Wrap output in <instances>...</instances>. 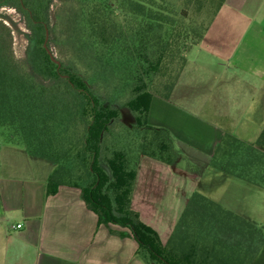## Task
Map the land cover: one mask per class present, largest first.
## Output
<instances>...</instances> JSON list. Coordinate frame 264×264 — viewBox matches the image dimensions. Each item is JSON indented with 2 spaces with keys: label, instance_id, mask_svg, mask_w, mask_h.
Returning <instances> with one entry per match:
<instances>
[{
  "label": "trees",
  "instance_id": "1",
  "mask_svg": "<svg viewBox=\"0 0 264 264\" xmlns=\"http://www.w3.org/2000/svg\"><path fill=\"white\" fill-rule=\"evenodd\" d=\"M53 1L0 0L30 31L17 58L12 29L0 19L3 143L51 162L46 195L79 188L98 224L126 228L150 264H251L263 228L197 190L180 214L181 231L165 243L131 205L140 157L178 158L169 130L147 122L151 98H169L186 52L225 0H58L55 10ZM209 5L207 22H195ZM61 13L65 33L57 30ZM209 164L264 187V128L253 142L225 131Z\"/></svg>",
  "mask_w": 264,
  "mask_h": 264
},
{
  "label": "crops",
  "instance_id": "2",
  "mask_svg": "<svg viewBox=\"0 0 264 264\" xmlns=\"http://www.w3.org/2000/svg\"><path fill=\"white\" fill-rule=\"evenodd\" d=\"M221 104L246 106L237 113ZM147 122L167 128L178 151L174 164L142 155L132 193V208L163 243L181 231L180 214L196 190L264 230L262 187L208 172L225 131L246 141L264 128V0H225L186 53L169 98L152 96ZM0 160L7 162L0 164V264H150L126 228L98 224L79 188L60 185L46 195L51 162L1 140ZM220 179L246 190L243 207L231 193L210 195ZM251 264H264V242Z\"/></svg>",
  "mask_w": 264,
  "mask_h": 264
},
{
  "label": "rangeland",
  "instance_id": "3",
  "mask_svg": "<svg viewBox=\"0 0 264 264\" xmlns=\"http://www.w3.org/2000/svg\"><path fill=\"white\" fill-rule=\"evenodd\" d=\"M58 6H59L58 0H54L53 4H52L53 10H55ZM209 7L210 8L206 7V9H208L209 11H206V9H202V11L200 12L199 16H197V17L196 16H192L193 19H196L195 22H198V23L199 22L200 23L201 22H204V23L207 22V20L211 16V14H209V13H211L210 12L211 5H209ZM0 14L2 16H5V17H0V19H3V21L8 26H10L11 29H12V42H13V50H14L15 56L17 58L23 59L25 57V48L27 46V41H28L27 38H28V35H29L30 31H29V29H28V27L26 25V22H25V20H24V18L22 16V14L19 13L16 9H14L12 7H3V8H1L0 9ZM66 15H67L66 13H61L59 21H57V30H58V32L62 31V33H65L68 30L67 29L68 28L67 22L64 21ZM193 46L194 45H192L191 48ZM64 49H66V48H64ZM51 50L53 51L55 56H59V54L57 52V49H56V47L53 44H51ZM72 60H73V58H72ZM102 85H105V84L100 81L99 82V86H102ZM103 88H104V90H102L103 92L109 90V88L106 87V86L103 87ZM180 105L181 104H176L175 106H180ZM228 105H230L232 107L234 106V108H235L237 113H239V112L242 113V111L244 110V108L246 106V104H221L222 107H225V106H228ZM247 105H249V104H247ZM236 126L240 127V128H245V125H244L243 122H241L240 124H237ZM254 127L253 126H248V127L246 126L247 130L249 129L248 130L249 132L250 131H254ZM248 131L246 132L247 135L249 133ZM0 140L2 141L1 138H0ZM254 140H246V141L253 142ZM1 163H2V161L0 160V164ZM3 163H4V165L7 164V162H5V161ZM3 163H2V165H3ZM208 172H213L215 174H222V173H220L218 171H215V169H210ZM209 174L210 173H208L205 176L204 182H206V183H207V179L206 178H208ZM227 178H231V177H227ZM249 186H252V185H249ZM245 191L246 190L243 189V188H232V187H230L228 185V182L225 179H220L215 184H212V189L210 190L209 193H210V195H213V196H220V195L223 196L225 194H230L231 193V194H233L235 196V200L237 201V203L240 206L243 207L244 204H245V200H246ZM260 192L262 194H264V187H262V189H260Z\"/></svg>",
  "mask_w": 264,
  "mask_h": 264
},
{
  "label": "built area",
  "instance_id": "4",
  "mask_svg": "<svg viewBox=\"0 0 264 264\" xmlns=\"http://www.w3.org/2000/svg\"><path fill=\"white\" fill-rule=\"evenodd\" d=\"M15 226L18 228V227L21 226V224L20 223H17ZM12 227H14V225H12Z\"/></svg>",
  "mask_w": 264,
  "mask_h": 264
},
{
  "label": "water",
  "instance_id": "5",
  "mask_svg": "<svg viewBox=\"0 0 264 264\" xmlns=\"http://www.w3.org/2000/svg\"><path fill=\"white\" fill-rule=\"evenodd\" d=\"M47 35H48V33H46V39H47ZM46 41V40H45ZM50 50V49H49Z\"/></svg>",
  "mask_w": 264,
  "mask_h": 264
}]
</instances>
